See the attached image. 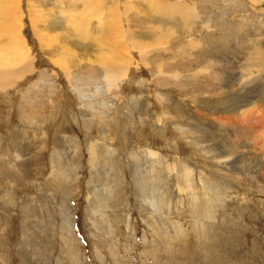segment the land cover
Segmentation results:
<instances>
[{
	"label": "rangeland",
	"instance_id": "1",
	"mask_svg": "<svg viewBox=\"0 0 264 264\" xmlns=\"http://www.w3.org/2000/svg\"><path fill=\"white\" fill-rule=\"evenodd\" d=\"M0 264H264V0H0Z\"/></svg>",
	"mask_w": 264,
	"mask_h": 264
},
{
	"label": "bare ground",
	"instance_id": "2",
	"mask_svg": "<svg viewBox=\"0 0 264 264\" xmlns=\"http://www.w3.org/2000/svg\"><path fill=\"white\" fill-rule=\"evenodd\" d=\"M114 81H115V79H114V80H111V83L113 84V83H114Z\"/></svg>",
	"mask_w": 264,
	"mask_h": 264
}]
</instances>
